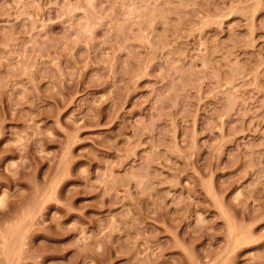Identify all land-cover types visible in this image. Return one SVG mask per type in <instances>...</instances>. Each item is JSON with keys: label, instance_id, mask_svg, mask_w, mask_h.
Instances as JSON below:
<instances>
[{"label": "rangeland", "instance_id": "obj_1", "mask_svg": "<svg viewBox=\"0 0 264 264\" xmlns=\"http://www.w3.org/2000/svg\"><path fill=\"white\" fill-rule=\"evenodd\" d=\"M0 264H264V0H0Z\"/></svg>", "mask_w": 264, "mask_h": 264}]
</instances>
